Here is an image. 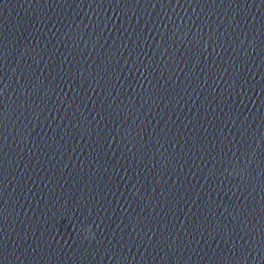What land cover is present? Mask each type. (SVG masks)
Masks as SVG:
<instances>
[{"label": "water", "instance_id": "1", "mask_svg": "<svg viewBox=\"0 0 264 264\" xmlns=\"http://www.w3.org/2000/svg\"><path fill=\"white\" fill-rule=\"evenodd\" d=\"M0 264H264V0H0Z\"/></svg>", "mask_w": 264, "mask_h": 264}, {"label": "clouds", "instance_id": "2", "mask_svg": "<svg viewBox=\"0 0 264 264\" xmlns=\"http://www.w3.org/2000/svg\"><path fill=\"white\" fill-rule=\"evenodd\" d=\"M84 234H85L86 238H88L90 240L94 239V233H93V230L91 227L84 229Z\"/></svg>", "mask_w": 264, "mask_h": 264}]
</instances>
